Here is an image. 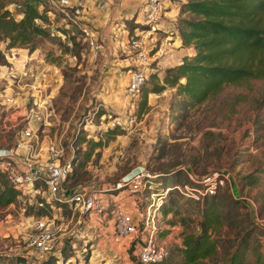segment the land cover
Masks as SVG:
<instances>
[{
    "label": "rangeland",
    "instance_id": "obj_1",
    "mask_svg": "<svg viewBox=\"0 0 264 264\" xmlns=\"http://www.w3.org/2000/svg\"><path fill=\"white\" fill-rule=\"evenodd\" d=\"M34 4L39 10L42 5L44 11L47 10L43 13L46 21H36V24L44 27L48 35L34 37L31 50L29 44L7 47V40L0 38V65L12 62L21 85L17 89L21 98L15 104L7 106L0 96V148L14 147L19 132L26 126L29 108L39 105L44 121L34 124L32 139L42 144L56 142L62 148V158L73 160L65 186L86 185L101 195L109 194L108 199H118L121 209L126 211V206L135 214L138 225L149 213L157 226L156 241L167 249L180 244L183 226L179 219L187 215L194 220L197 218L189 212L191 201L186 199H191L190 194H181L175 186L185 185L189 189L188 182L192 177L223 174V185L215 194L223 210L224 224L220 228L221 240L225 241L223 245L233 241L240 227L252 231L249 242L253 249L264 251L262 80L225 86L217 95L194 107H185L179 101L181 97L175 95V87L165 86L158 93L147 94L144 108L137 113L142 92L135 97L126 95V81L119 74L126 72L124 55H117L121 66L115 64L113 69L105 68L100 55H93L78 28L66 17L63 19L47 9L48 0H36ZM4 7L15 20L21 17V0L6 3ZM166 70L163 76L167 75ZM183 81V78L179 79V82ZM6 85L4 80L0 81V94L5 92ZM144 87L148 89L150 83ZM112 128L116 133L108 140L105 131ZM32 139L30 143H33ZM98 139L106 143L93 148L88 160L74 170L88 148L87 141ZM139 166L157 175L150 188L145 187L135 195L121 189L116 198L112 190L114 183ZM39 186L45 188L43 184ZM234 188L237 202L231 196ZM179 195L184 199H180L181 207L176 214L173 211L163 213L162 205ZM40 197L45 209L20 201L12 208H0V255L33 258L29 253L32 250L26 244L32 231L27 229L22 233L17 228L23 220L30 222L42 216L53 221V244L59 250L57 256L61 250V257H67L63 264H136L132 243L123 250V258L120 250L101 254L100 249H104L101 242L111 236V230H102L101 234L90 231L87 235H71L82 223L77 221L86 220V217L79 218L76 210L64 204L51 202L53 208H49L44 197ZM124 201L128 202L125 204ZM92 221L113 228L109 212L103 218H92ZM164 229H168V233L159 236ZM111 243L114 245L115 242ZM218 252L222 256L221 248ZM44 258L39 257L33 263Z\"/></svg>",
    "mask_w": 264,
    "mask_h": 264
},
{
    "label": "trees",
    "instance_id": "obj_2",
    "mask_svg": "<svg viewBox=\"0 0 264 264\" xmlns=\"http://www.w3.org/2000/svg\"><path fill=\"white\" fill-rule=\"evenodd\" d=\"M14 1L0 0V38L7 40V47L29 44L31 50L34 37L48 35L44 27L36 24V21H46L43 13L47 10L44 11L43 5L39 10L34 4L36 0H21V17L15 20L4 7L6 3ZM179 13L185 14L176 23L181 45L191 46L194 52L184 57L180 64L167 69V75L161 81L154 73L147 75L140 88L142 93L137 113L144 108L147 94L158 93L165 86L175 87V95L181 97L179 101L185 107L204 103L225 86L243 85L252 79L262 80L264 88V0H185L181 3ZM57 14L64 18L62 14ZM181 78L184 79L182 83L179 82ZM147 83H150V87L145 89ZM115 133V128L106 130V139L109 140ZM105 143L100 139L87 141L88 148L82 153V160L78 161L74 170L88 160L93 148ZM71 163L73 165V160ZM199 179L190 178V187L200 189L202 184ZM217 191L211 195L199 194L197 198L189 196L191 199H186L191 201L190 214H195L197 218L194 220L187 215L179 219L183 226L179 234L180 244L167 249L160 264H264V251L253 249L250 245V229L237 226L233 241L223 245L225 241L221 240L220 235V228L224 224L223 210L215 195ZM234 193L235 188L231 189V196L237 202ZM17 194L0 170V208L15 203ZM181 198L184 199L180 195L175 199L171 197L170 201L162 205V212L173 211L176 214V210L181 207ZM43 208L45 206L39 207ZM167 233L168 229H164L158 235ZM231 247L233 249L230 250ZM220 248L222 256H219ZM66 259V255L61 257L60 250V256L48 255L37 264H63ZM0 264L30 263L22 255H0Z\"/></svg>",
    "mask_w": 264,
    "mask_h": 264
},
{
    "label": "built area",
    "instance_id": "obj_3",
    "mask_svg": "<svg viewBox=\"0 0 264 264\" xmlns=\"http://www.w3.org/2000/svg\"><path fill=\"white\" fill-rule=\"evenodd\" d=\"M87 0H48V7L52 12L62 14L70 23L75 25L84 41L92 48L96 49L93 36L89 29L80 24L78 20L69 15L70 10L82 8ZM167 0H141L143 22L146 27V36L133 35L126 38L121 45V51L130 58L132 65L126 68L128 74L126 81V95L135 97L147 77V60L150 52H164L172 46L171 36L176 30V24L172 23L170 28L165 31L166 35L159 41L155 35L160 30V18L163 11V2ZM179 3L185 0H175ZM104 3L100 5L101 8ZM64 19V18H63ZM0 80H5V92L0 94L2 101L7 106L15 104L20 99L18 83V71L12 62L8 65H0ZM44 121V115L39 105L31 106L28 110L26 126L19 132L14 147L0 148V170L3 172L8 184L17 190V201L34 207H43V196L49 208H53L51 202L64 204L76 210L80 217L103 218L107 212L112 215V240L119 242L125 237H137L143 233V238L135 254L136 264H160L167 254V248L163 243L156 241V223L149 213L141 219L140 225L132 221L129 213L121 209L117 201L107 200L96 193L89 186L75 185L65 186L67 177L72 171L70 160L62 158V148L54 141L39 143L34 136V124ZM33 143H30V140ZM22 149L21 152H18ZM44 155V156H43ZM207 174L199 179L202 184L200 189L187 188L185 185L175 186L181 193L188 192L190 196L197 198L196 195L215 193V190L223 185V174ZM154 177L145 167L133 168L130 172L115 182L113 189L118 192L124 189L128 194L135 195L140 193L145 187L150 188L151 179ZM43 184L44 189L39 186ZM44 190V191H42ZM166 191L168 188L165 189ZM191 191L196 192L193 195ZM191 192V193H190ZM47 195V196H46ZM112 203V204H111ZM59 209V208H57ZM31 216H29L30 218ZM83 220V221H86ZM81 219L77 221L80 224ZM140 226V229H139ZM27 229L32 231V235L26 240V244L38 257L48 255L57 256L59 250L53 244V221L46 217L38 216L28 223H23L17 231L25 233ZM79 229V228H77ZM77 231V230H76ZM76 231H72L75 234ZM30 264L33 263L24 255Z\"/></svg>",
    "mask_w": 264,
    "mask_h": 264
},
{
    "label": "crops",
    "instance_id": "obj_4",
    "mask_svg": "<svg viewBox=\"0 0 264 264\" xmlns=\"http://www.w3.org/2000/svg\"><path fill=\"white\" fill-rule=\"evenodd\" d=\"M102 3L105 4L104 8L100 7ZM141 6V0H87L82 8H79L75 11L70 10V15H73L80 24L86 26L89 29L91 35L93 36L94 43L97 45V48L92 49L88 44L87 45L89 46L90 51L94 53L93 55H100L102 62L101 64L105 68L113 69L115 64H120L121 66L122 63L120 62V59L117 57V55L123 54L121 51V45L127 37L133 35L146 36V34L144 33L146 27L143 22ZM180 6L181 3L175 0H167L163 2V11L162 16L160 18L159 26L161 31L157 32V34L155 35L157 38H159V41L162 37L166 35L165 31L170 28L171 24H176L178 18L181 17L182 14L179 13ZM171 38L173 39L172 46L169 49H166L162 53L150 52V56L147 60V75L154 73L160 81L162 79L163 71L165 69H169L180 64L184 57L191 56L194 52L191 46L181 45L180 37L177 34V31H174V34L171 36ZM84 42L87 43L86 41ZM123 55L126 60L124 66H126V68L130 67L132 65L130 58L127 57L125 54ZM119 74L123 81H127L128 74L126 72ZM20 86L21 85L19 84V87ZM6 90L9 89L6 88ZM21 151L22 149H19L18 152ZM114 193H116V198L120 196L118 195V192ZM100 196L107 200H110L107 197L109 196V194L107 196L100 194ZM113 201L118 202V199H113ZM127 202L124 201L125 204ZM13 205L14 203L9 204L6 207L12 208ZM19 210L20 213L23 214L21 209ZM125 210L127 213L132 214V221L134 223H137V217L135 216V214L128 210V207L126 206ZM26 216L30 215L26 214ZM23 223L27 224L28 221L23 220L21 225ZM102 230H111L110 235H112V229H110L109 225L106 226V223L100 221H92V218H89L86 221H82L80 225L73 229V231H76L75 235L79 233L82 235H87L86 233L90 231H97L101 234ZM142 238L143 233H140L137 237H125L119 242H115L114 245H112V236H109L107 238L105 237V239L102 240L103 242L99 241V243L101 242V244L104 243V245H100L102 246V248H104L100 249V253L106 255L111 253L112 250H115V252L120 250V254L122 255L123 250L126 248V246H128V243H132L134 254H136V251L138 249L139 244L141 243ZM110 244L113 246L114 249L111 247ZM96 246L98 245L96 244ZM29 253L31 254V256H33V258L27 257L31 261H35V259L39 258L32 251H30ZM123 257L124 256L122 255L121 258ZM100 258L102 259L104 257L100 256ZM126 264L130 263L126 262Z\"/></svg>",
    "mask_w": 264,
    "mask_h": 264
}]
</instances>
